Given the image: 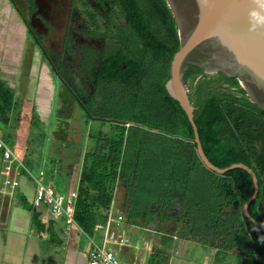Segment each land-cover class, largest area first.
Listing matches in <instances>:
<instances>
[{"label":"trees","instance_id":"16d2710c","mask_svg":"<svg viewBox=\"0 0 264 264\" xmlns=\"http://www.w3.org/2000/svg\"><path fill=\"white\" fill-rule=\"evenodd\" d=\"M143 2L160 68L146 69L140 59L136 67L127 61L125 69L107 74L112 84L108 106L95 114L107 110L119 121L109 122L112 134L87 133L94 146L78 155L77 170H66V162L53 164L63 186L77 177L74 219L92 236L95 224L105 222L116 188L121 199L115 204L127 222L158 226L171 221L170 231L180 238L264 264V232L242 212L253 193L252 179L242 169L217 174L201 162L188 118L165 89L179 47L174 18L165 0ZM184 81L203 152L218 168L243 163L253 170L258 192L248 212L264 225V110L236 78L189 65Z\"/></svg>","mask_w":264,"mask_h":264},{"label":"crops","instance_id":"0c3cea01","mask_svg":"<svg viewBox=\"0 0 264 264\" xmlns=\"http://www.w3.org/2000/svg\"><path fill=\"white\" fill-rule=\"evenodd\" d=\"M0 88L4 94L8 92L12 95L11 105L15 111L4 110L0 99L1 117L7 121L9 129L11 121H15L13 126L20 131L17 101L23 107L35 103L33 106L38 117L45 121V125L50 124L54 109L53 82L49 81L47 69L39 66L37 55L28 49L27 28L9 0H0ZM23 116L25 121L26 114ZM12 128L15 143L22 150L23 140L18 138V134L22 136L23 132L20 134ZM8 136L11 138V135ZM51 162L48 173L55 179L50 183H58L57 187L60 186L59 190L64 192L71 188L76 190L77 177L72 178L73 185L63 186L65 180L53 167L60 161ZM114 190L117 195V189ZM32 196L33 184L29 178L21 176L19 185L11 191L3 188L0 178V264H88L86 254L90 247L87 240L80 244L81 236L85 235L74 226H67L62 218L54 219L45 206L34 208ZM114 211L121 213L116 204ZM123 222H127L125 218L114 228L127 237ZM127 223V228L135 237L133 242L121 247L109 246L123 264H214L216 259L219 260L216 255L224 251L180 238L163 224ZM96 234L100 239V233ZM226 259L222 258L223 262ZM241 259L238 264L254 262L252 258Z\"/></svg>","mask_w":264,"mask_h":264},{"label":"flooded vegetation","instance_id":"af4514ba","mask_svg":"<svg viewBox=\"0 0 264 264\" xmlns=\"http://www.w3.org/2000/svg\"><path fill=\"white\" fill-rule=\"evenodd\" d=\"M10 1L27 28L28 49L53 82L54 116L73 105L87 123L113 122L95 114L108 106L107 74L140 59L146 69L160 68L143 0Z\"/></svg>","mask_w":264,"mask_h":264},{"label":"water","instance_id":"95a60500","mask_svg":"<svg viewBox=\"0 0 264 264\" xmlns=\"http://www.w3.org/2000/svg\"><path fill=\"white\" fill-rule=\"evenodd\" d=\"M165 2L174 18L179 39L178 50L170 62L165 89L186 114L203 165L217 174L233 169H242L249 174L253 193L243 204L242 212L245 218L264 232V225L254 220L248 212L249 204L258 192L255 173L243 163L218 168L207 159L193 121V106L184 81L189 65L201 68L208 74L217 73L236 78L249 99L264 110V24L253 26V13L264 17V0Z\"/></svg>","mask_w":264,"mask_h":264},{"label":"rangeland","instance_id":"374dc122","mask_svg":"<svg viewBox=\"0 0 264 264\" xmlns=\"http://www.w3.org/2000/svg\"><path fill=\"white\" fill-rule=\"evenodd\" d=\"M11 96L12 95L8 92L4 94L0 88V99L3 101L4 110L10 112L14 110H12L13 105H11ZM33 105H35V103H33ZM33 105L28 103L26 107H23L19 101L16 102V109L19 110L20 119L18 120V126L20 128V131L17 127L13 126L15 121H11V125L15 128L16 131H19V133L21 131L23 132L22 136L18 134V138L23 140V144H21V146H23L22 150L18 149L19 147L15 143V137L13 136L11 131L12 127L10 126L9 129L8 125L6 124L7 121L2 119V117L0 120L1 138L5 140L10 145V147L22 157L25 166L33 173H35L39 167H42L43 170L46 171L45 178H43V181H52L51 179L47 180V177L49 176L48 174L50 173L49 169L52 160L58 162L60 161L62 163L66 162L67 164L69 163L65 167L66 170H69L73 167H75L74 169L77 170L78 155H81L86 149H92L94 146V143L87 137L88 132L96 134L98 130H102L105 133L108 132L109 135L112 134V128L110 123L95 121H88L87 123L84 120L83 114H77L76 112H74L73 105V111L71 110V108L67 107L68 110L63 109L56 116L52 114L50 124L45 125V121H41V118L38 117L37 110L36 108L34 110ZM98 113V115L102 117L110 118L111 116V114L107 110H102ZM23 114H26L27 119L25 121H23ZM55 126L57 129H54ZM8 134L11 135V138L8 136ZM20 139L18 141H20ZM59 158L64 161H61ZM22 176L27 177L24 174H22ZM120 196L121 192L117 191L116 201H120ZM123 223L127 231L126 234L128 235L127 238L129 243L130 241L133 242V239L135 237L132 236L133 234H131V230L127 228L128 223ZM162 224L168 228H171L172 226L171 221H164ZM92 237L96 240V242L100 243L98 234H96L95 231L92 233ZM86 240V237L81 236L80 244L83 245ZM224 252L225 251H222L216 255L215 258H219V260L216 259L214 264H238L241 263V258H247L239 254ZM222 258L228 259L223 262Z\"/></svg>","mask_w":264,"mask_h":264},{"label":"built area","instance_id":"2783aa9c","mask_svg":"<svg viewBox=\"0 0 264 264\" xmlns=\"http://www.w3.org/2000/svg\"><path fill=\"white\" fill-rule=\"evenodd\" d=\"M0 153L2 158L0 178L3 188L9 191L14 190L19 185L22 174L26 175L33 184L32 206L34 208L45 206L54 219L62 218L67 226H74L85 235L90 247L86 254L88 264H123L109 247L110 245L121 247L129 243L128 238L114 228L115 224L124 219L122 213H115L114 211L115 190L113 200L106 211L105 222L97 223L94 226V230L100 233V243H98L92 236L86 234L74 219V205L77 197L75 189L71 188L65 192L59 190L50 182L43 181L45 172L42 168H38L35 173L29 170L25 166L22 157L1 138V129Z\"/></svg>","mask_w":264,"mask_h":264},{"label":"clouds","instance_id":"9594fccd","mask_svg":"<svg viewBox=\"0 0 264 264\" xmlns=\"http://www.w3.org/2000/svg\"><path fill=\"white\" fill-rule=\"evenodd\" d=\"M253 16L255 18L253 26L264 24V17H261L260 15L255 14V13H253Z\"/></svg>","mask_w":264,"mask_h":264}]
</instances>
